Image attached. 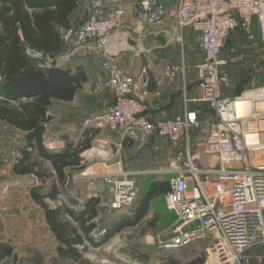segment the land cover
<instances>
[{"label":"built area","instance_id":"obj_1","mask_svg":"<svg viewBox=\"0 0 264 264\" xmlns=\"http://www.w3.org/2000/svg\"><path fill=\"white\" fill-rule=\"evenodd\" d=\"M133 5L142 24L157 25L171 18L181 31L189 28L198 35L204 55L196 66L200 94L186 102H205L214 116L188 108L164 120L148 115V69L132 75L110 50L112 36L127 15L123 0L116 1L108 15L99 3L79 28L65 32L68 42H96L102 52L103 77L94 91L110 90L114 102L95 115L93 122L120 136L115 148L122 150L126 142L145 148L154 138L166 137L174 150V159L166 168L101 174L111 193L110 209L135 204L138 178L169 175L170 189L164 199L176 221L165 246L179 248L207 240L204 264H264V85L233 92L226 70L233 63L246 65L255 56L256 66L264 64V0H134ZM237 30L245 33L251 53L230 45L229 38ZM48 59L43 65L54 62L52 57ZM181 70L185 66H167L170 78ZM183 88L186 94V84ZM240 102L244 103L243 113ZM204 125L209 127L206 137L195 145L216 158L208 166L199 163L192 141V131ZM196 221L199 224L193 226Z\"/></svg>","mask_w":264,"mask_h":264},{"label":"trees","instance_id":"obj_2","mask_svg":"<svg viewBox=\"0 0 264 264\" xmlns=\"http://www.w3.org/2000/svg\"><path fill=\"white\" fill-rule=\"evenodd\" d=\"M81 1L0 0V120L24 132L12 171L19 177L31 176L40 181L31 186L30 196L43 209L46 223L58 242L54 259L58 264L67 261L85 263L83 255L89 246H102L113 235L140 225L150 213L153 199L170 189L168 180H151L137 197L134 211L121 215L114 210L117 216L97 236L99 224L95 219L100 215V197L91 196L79 202L70 195L74 173L86 168L82 153L93 146L99 128H87L75 140L64 136L62 147L48 145L53 100H74L87 76L82 67L75 70L61 67L55 59L50 66L43 64L47 57L56 58L64 53L73 42H68L64 35L85 21L81 20ZM245 39V33L237 30L229 42L241 45ZM33 53L46 57L42 59ZM256 61L257 58L248 60L246 68ZM234 66L237 67V93H240L251 87L245 83L249 76L241 65L229 68ZM125 144L130 146L131 143ZM47 200L60 204L52 206ZM158 220L159 216H154V221ZM131 254L135 260L148 261V255L138 250ZM205 260L206 257L201 256L182 263L170 255L158 264H204ZM42 262L41 252L30 250L27 256H19L11 244L0 241V264Z\"/></svg>","mask_w":264,"mask_h":264},{"label":"rangeland","instance_id":"obj_3","mask_svg":"<svg viewBox=\"0 0 264 264\" xmlns=\"http://www.w3.org/2000/svg\"><path fill=\"white\" fill-rule=\"evenodd\" d=\"M94 1L86 0L87 5H91L90 7ZM124 1L129 2V0ZM81 10L84 12L83 22L87 19L90 8L88 10L82 7ZM74 46L75 41L71 42L67 49L71 50ZM156 50H162L163 57L167 59V64L176 65L181 63L184 51L190 71L188 77L196 81V65L204 59L197 35L187 32L183 39L179 40L174 33L168 32L162 41H157ZM38 57L43 59L46 56L40 55ZM53 59L59 65L64 62L65 56H57ZM100 61L101 58L99 57L97 62ZM232 68L228 69V73L232 81V91L237 92L238 84L235 74L237 67ZM245 70L247 77L249 76L245 83L251 87L264 85V65L257 68L251 64ZM111 98L112 95L109 93L98 95L93 90L92 92L88 91L87 94L82 92L74 102L67 103L55 100L51 107L53 119L49 127L47 141L60 144L58 139L62 138L64 132L69 134L70 139H77L81 126L86 123L87 119L101 113L107 104L106 102ZM207 111L213 113L212 110ZM107 129L101 131L102 133L96 138L93 147L84 151L86 168L74 173L73 188L70 190V195L76 196L79 202L96 195L104 198L100 204V215L95 219L99 224L96 236L99 235V232L104 231L105 225L117 216V212L108 209L106 200L108 191H105L103 180L95 176L97 170L93 164L105 162L108 168L117 170L123 161L124 170H128L127 168H132L130 170H148L155 169L164 162L149 154L140 156L141 151L145 148H138L137 145L132 148L117 150L114 148V144H110L108 138H117V135ZM23 137L24 133L19 129L0 121V241L11 244L19 256H27L30 250L39 251L43 258L41 264H58L54 262L57 256L58 242L46 223L43 209L30 196L31 186L39 184L40 181L31 176L19 177L12 171V166L18 155L17 148L23 144ZM107 149H109V154ZM135 156H139L140 160L136 161ZM131 160L133 161L131 162ZM146 184L147 182L139 184L138 196ZM47 202L52 206L60 204V202L51 200H47ZM136 204L132 205L130 209H134ZM157 210H160V217L157 222L150 215L140 225L126 228L115 234L104 245L89 246L83 255L84 262L88 264H158L167 256L172 255L181 260L182 263H187L201 256L206 257V247L209 244L207 240H197L179 248L165 246L173 236L172 227L176 221V216L170 211L163 212L160 205L153 213L158 212ZM134 250L147 254L148 261L135 260L131 254ZM64 264L78 263L67 261Z\"/></svg>","mask_w":264,"mask_h":264},{"label":"crops","instance_id":"obj_4","mask_svg":"<svg viewBox=\"0 0 264 264\" xmlns=\"http://www.w3.org/2000/svg\"><path fill=\"white\" fill-rule=\"evenodd\" d=\"M116 1L118 0H95L92 3V7H90L91 5L88 6L86 0H82L79 3V9L81 10L82 7H84L85 9L87 8L89 10L90 8V13L87 17L88 19L89 16L93 13L96 6L100 3V9L103 11V14L108 15L113 10L114 4ZM124 2L127 8V15L124 19V22L121 28L119 30H116L112 36L110 50L118 54V60H119L120 65L130 74L138 76L144 67L148 69V74L150 76V84L148 87V95H149L148 96V106H149L148 115L152 119L157 120V121L164 120V119L174 117L178 114H182L188 108V109L198 110L202 116H206V117L214 116L213 110L205 102H189V103L186 102L187 98L189 99L197 98L200 94V90L198 88V83H197V69H196V81L195 80L193 81L190 77H188L190 74V71H189V65H187L186 63L185 52L183 51L182 53L183 55L181 57V63L177 64V66H180V67L185 66V70H181L175 78H170L167 74V66L176 65V64H169V63L167 64L166 62L167 59L163 57L164 53L162 54V50H159V51L156 50L157 41H162L163 38L167 36L168 32L174 33V35H176L177 38H180L181 36L184 37L187 32H191L195 35L197 34L189 28H186L183 31H181V29L179 28L175 20L171 18H167L162 23L157 24V25L142 24L137 20L135 16L134 5H133L134 0H129V2L124 1ZM83 18H84V12H83V16L81 20ZM229 43L230 45H234L235 47L240 49V51L251 53L253 50L251 43L247 40V38L241 43V45H239V43L237 42H232V43L229 42ZM71 55L73 56L70 58ZM58 56H65V60L63 63L67 62L65 64L61 63L58 66L65 67V68H71L72 70H75L77 67H82L84 71L86 72V76H87V81L83 84L82 89L78 91L74 100L60 101V102H67V103L74 102L78 99V97L80 96L82 92L86 94L88 93V91L92 92L94 90L95 83L100 78L103 77V72L101 70V61H102L103 56L96 42H88L86 44H77L75 42V46L73 49L71 50L66 49L64 53ZM99 57L101 58V61L97 62V59ZM255 58H257V56L253 58L251 57L248 60L254 61ZM235 64L241 65L242 67H245V68L247 66V64L242 65L240 63H233L229 67ZM253 66L259 67V66H256L255 63L253 64ZM229 67L226 68L227 71ZM185 84L187 86L186 94L183 88ZM106 93L111 94L112 98L111 100H108L106 102L107 104L104 106L103 110L114 102V94L110 90L106 91L105 94ZM54 101L55 100H53V102ZM206 109L212 110L213 113L211 114ZM94 116L91 119H87L86 123L81 126L82 128L80 130L79 137L82 135L84 130L87 128H95V129L98 128L97 126H95L93 122ZM89 122L91 124H88ZM208 129L209 127L207 125H204L192 131V141L194 144L193 148H194V151L197 153V156L199 157V163L203 166H208L210 162L216 161V158L207 156L206 154L202 152L200 148H198L195 145L197 140L203 139L206 137V133ZM102 130L104 129L99 128V132L96 135V138H98L101 135ZM108 131L112 132L110 130ZM21 132L24 133L23 131ZM113 134H116L117 138L113 137L112 138L113 140H112L110 139V137H108L110 144H114L115 142L120 141V136L117 133H113ZM64 136H69V134L64 132L62 138ZM62 138L58 139L60 141V144L57 142H53V143L48 142V145L54 148L62 147L65 144V141ZM93 146H94V143H93ZM134 146H135L134 144H130V146H127L125 144L122 149L132 148ZM83 153H82V156L85 158ZM107 153L109 154V149H107ZM144 154L156 156L158 160L164 161L163 164H159V166L155 168H166L171 164V162L174 159V150L171 147L169 139L166 137H157L151 140L150 143L145 147V149L141 151L140 156ZM131 157L134 158V156H131ZM139 158H140L139 156H135L136 161L140 160ZM132 161L133 160H131V162ZM127 162L129 161L127 160ZM94 166H95V169L97 170V173L95 174L96 177H100V175L103 173H112V172L124 170L123 161L120 163V166H118L117 170L108 168V165H106L105 162H97L93 164V167ZM127 169L130 170L132 168H127ZM100 178L103 180L105 191H108V195L106 197L107 207L110 211L114 212V210H111L109 207V199L111 197L109 188L105 180L102 177ZM153 179L169 181L170 177L169 175H166V174L151 175L147 177L146 180L140 177L138 178V187L140 183L142 182L149 183ZM96 196L100 197V200H101L100 204H101L104 198H102V196L100 195H96ZM75 198L78 199L76 196ZM80 202H83V201H80ZM158 205H160V208L162 209L163 212L167 213V211H169L167 209L165 199H164V194H163L153 199L151 203L150 213L148 214V216L151 215L152 217H154L158 215L160 217V210H157L158 212L153 213V211L158 207ZM130 208L131 206L124 208L122 210H117V212L121 215L130 214L135 209L134 208L131 210Z\"/></svg>","mask_w":264,"mask_h":264},{"label":"bare ground","instance_id":"obj_5","mask_svg":"<svg viewBox=\"0 0 264 264\" xmlns=\"http://www.w3.org/2000/svg\"><path fill=\"white\" fill-rule=\"evenodd\" d=\"M243 104H244L243 102H240V103L238 104V108H239V110H240L241 113H243V111H245V110H244V105H243Z\"/></svg>","mask_w":264,"mask_h":264},{"label":"water","instance_id":"obj_6","mask_svg":"<svg viewBox=\"0 0 264 264\" xmlns=\"http://www.w3.org/2000/svg\"><path fill=\"white\" fill-rule=\"evenodd\" d=\"M198 224H199V222L196 221V222L193 224V226H197Z\"/></svg>","mask_w":264,"mask_h":264}]
</instances>
